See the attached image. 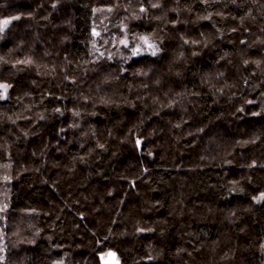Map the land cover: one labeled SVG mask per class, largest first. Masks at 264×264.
Wrapping results in <instances>:
<instances>
[{"label": "trees", "instance_id": "trees-1", "mask_svg": "<svg viewBox=\"0 0 264 264\" xmlns=\"http://www.w3.org/2000/svg\"><path fill=\"white\" fill-rule=\"evenodd\" d=\"M0 27V264H264V0H0Z\"/></svg>", "mask_w": 264, "mask_h": 264}, {"label": "snow or ice", "instance_id": "snow-or-ice-1", "mask_svg": "<svg viewBox=\"0 0 264 264\" xmlns=\"http://www.w3.org/2000/svg\"><path fill=\"white\" fill-rule=\"evenodd\" d=\"M8 23H9V21L8 20H5L4 22H3V27H6L7 25H8ZM3 27H0V31H2L3 30ZM145 42L147 43V40L145 39ZM124 43H126V42H124ZM149 47H152L151 45H149ZM138 52H139V50L137 49V50H135L134 51V55H136V54H138ZM153 55H155L156 54V52L155 51H153V53H152ZM0 87H3L4 88V90L5 91H7V86L6 85H0ZM139 143V142H138ZM114 255V254H113Z\"/></svg>", "mask_w": 264, "mask_h": 264}, {"label": "rangeland", "instance_id": "rangeland-1", "mask_svg": "<svg viewBox=\"0 0 264 264\" xmlns=\"http://www.w3.org/2000/svg\"><path fill=\"white\" fill-rule=\"evenodd\" d=\"M113 256H108L106 259V264H119L118 260H116ZM118 262V263H117Z\"/></svg>", "mask_w": 264, "mask_h": 264}]
</instances>
